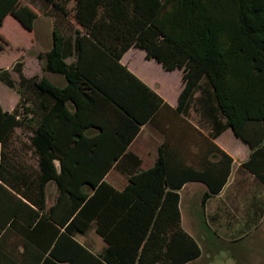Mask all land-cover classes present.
I'll return each mask as SVG.
<instances>
[{"label": "trees", "instance_id": "trees-1", "mask_svg": "<svg viewBox=\"0 0 264 264\" xmlns=\"http://www.w3.org/2000/svg\"><path fill=\"white\" fill-rule=\"evenodd\" d=\"M23 1L0 0V27L11 16L33 32L34 1L62 23L36 57L41 77L26 78L21 62L11 68L20 99L31 106L26 111L37 169L28 168L13 183L0 165V264H186L199 258L197 243L179 226L176 191L190 179L204 182L212 194L222 183L213 188L203 173L176 182L164 145L146 171L135 158L122 191L105 181L132 156L127 150L141 127L161 105L168 108L121 59L134 48L165 71L181 70L175 113H184L199 91L210 113L225 119L216 134L231 128L252 150L243 166L264 182V0ZM0 82L15 87L10 70L0 68ZM16 128L18 104L12 112L0 105L2 147L17 138ZM216 150L224 182L232 160ZM50 182L56 197L47 208ZM170 220L171 233L161 228ZM92 228L106 244L100 255L76 240Z\"/></svg>", "mask_w": 264, "mask_h": 264}, {"label": "crops", "instance_id": "crops-1", "mask_svg": "<svg viewBox=\"0 0 264 264\" xmlns=\"http://www.w3.org/2000/svg\"><path fill=\"white\" fill-rule=\"evenodd\" d=\"M49 46L50 44L44 51L35 52V57L45 52ZM133 50L139 49L128 50L121 63L153 90L168 108L161 105L152 122L141 127L127 150L132 156L122 158L118 168H112L107 173L106 183L122 191L129 183L126 173L135 167V158L139 160V171H146L159 159V147L164 145L163 157L167 158L176 182L195 173H203L213 188L222 183L218 192L212 194L210 187L204 182L190 179L176 191L179 197V226L197 243L201 252L199 258L186 264H195L200 258L211 259L219 250L224 251V256L230 258L232 264H256L257 253L260 263L263 256L260 257L258 250L264 247V182L258 174L243 166L249 160L252 150L236 137L231 128L216 134L217 129L225 124V119L216 113H210L208 104L201 98L199 91L195 92L185 112L176 114L174 110L183 89L182 71H165L154 60H146L144 51L139 50L145 66L153 65L173 78V87H165L164 83L150 78L146 71L132 66ZM37 66L40 69L38 60ZM22 73L26 78L33 76H26L24 70ZM2 109L12 112L10 109ZM19 130L20 128L14 130L15 136L19 137L14 138L11 144L5 147L0 145V165L4 162L3 167H6L2 171L3 177L13 183L19 182V176L24 171L27 172L28 168L37 169V157L29 142L32 133L28 132L25 136ZM215 147L232 160L230 172L224 182L225 165H219L221 157ZM45 194L46 206L49 208L56 197L54 183L47 184ZM206 194L209 196L206 197ZM169 216L172 218V209ZM161 228L171 233V220L164 222ZM90 231L92 235L88 238ZM76 240L94 254L100 255L106 249V244L95 234L93 228L85 235L76 236Z\"/></svg>", "mask_w": 264, "mask_h": 264}, {"label": "rangeland", "instance_id": "rangeland-1", "mask_svg": "<svg viewBox=\"0 0 264 264\" xmlns=\"http://www.w3.org/2000/svg\"><path fill=\"white\" fill-rule=\"evenodd\" d=\"M24 4L30 3L29 0H24ZM32 8L38 13V18L34 24L33 32H27L24 30L17 21H15L11 16H7L0 27V36L3 37L4 41L0 42V68L8 69L10 68V76L15 82V87L13 89L7 88L0 83V104L4 109L13 110L18 104V113L21 122L20 133L21 135L27 136L29 129L31 128L30 114L27 113L26 109L31 106L24 100L20 99L18 94V81L19 77L16 72L11 68L15 66L17 62H21L23 65L24 73L26 76H34V74H42L37 66V60L34 55L35 52L44 51L46 47L50 44V34L54 27H60L59 18H57L51 8L45 5L42 1H34L31 5ZM66 21V20H65ZM37 45L33 47L32 45ZM38 47V48H37ZM139 50H133L134 53L132 66L140 71H146L154 81L163 84L165 87H173L174 81L172 77H168L167 73L156 68L155 66H145L140 58ZM48 78L59 84L60 79L54 76H48ZM171 87V88H172ZM26 98H31L26 95ZM19 137V136H17ZM92 235V231L88 233V238ZM80 239L79 237H77ZM260 257L263 256L258 262V253L255 256L256 264H264V247L258 250ZM224 251L219 250L217 254L211 259L200 258L195 264H232L230 258L224 256Z\"/></svg>", "mask_w": 264, "mask_h": 264}]
</instances>
